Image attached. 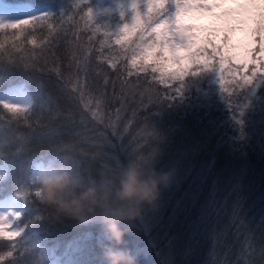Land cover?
Segmentation results:
<instances>
[{
    "label": "trees",
    "instance_id": "obj_1",
    "mask_svg": "<svg viewBox=\"0 0 264 264\" xmlns=\"http://www.w3.org/2000/svg\"><path fill=\"white\" fill-rule=\"evenodd\" d=\"M6 1L52 12L0 24V200L23 209L4 264H105L101 225L32 198L33 169L64 166L90 183L130 160L175 173L157 212L122 225L137 264H264V80L233 91L218 59L174 37L167 47L157 24L129 39L137 14L164 0L106 11L100 0ZM16 89L29 105L7 101ZM152 127L165 143L140 134Z\"/></svg>",
    "mask_w": 264,
    "mask_h": 264
},
{
    "label": "snow or ice",
    "instance_id": "obj_2",
    "mask_svg": "<svg viewBox=\"0 0 264 264\" xmlns=\"http://www.w3.org/2000/svg\"><path fill=\"white\" fill-rule=\"evenodd\" d=\"M174 14L164 19L169 12ZM136 5H133L135 8ZM91 18V13L88 14ZM162 22V23H161ZM157 24L161 38H176L197 53L218 59L229 78L224 83L233 91L244 90L257 80H264V0H164L153 3L129 31V39ZM15 110V106H12ZM93 117L100 119L98 112ZM113 134H116L113 132ZM40 198L39 191L31 193ZM0 215V241L9 242V250L0 255V264L16 255L21 233ZM14 242V243H13Z\"/></svg>",
    "mask_w": 264,
    "mask_h": 264
},
{
    "label": "clouds",
    "instance_id": "obj_3",
    "mask_svg": "<svg viewBox=\"0 0 264 264\" xmlns=\"http://www.w3.org/2000/svg\"><path fill=\"white\" fill-rule=\"evenodd\" d=\"M140 134L165 143L164 135L155 127L143 128ZM33 179L39 186L40 199L58 216L101 225L103 239L99 246L105 264H137L138 255L120 247L130 231L122 225L140 219L145 212H157L162 190L171 186L175 173L158 171L153 162L130 160L115 169H103L100 179L90 183L70 168L43 164L33 169Z\"/></svg>",
    "mask_w": 264,
    "mask_h": 264
},
{
    "label": "rangeland",
    "instance_id": "obj_4",
    "mask_svg": "<svg viewBox=\"0 0 264 264\" xmlns=\"http://www.w3.org/2000/svg\"><path fill=\"white\" fill-rule=\"evenodd\" d=\"M126 2V4H134L138 0H100V3L97 6L98 11H106L108 9L117 8L120 6L122 2ZM46 12L51 13L52 11L42 5H38L36 7L30 6H13L10 7L4 2L0 1V24L3 23L5 26H9L10 28L16 27L19 24L26 22L36 16L41 14H45ZM162 23V22H161ZM159 27V26H158ZM175 42L179 40L173 38ZM166 43V46L169 47L170 44ZM176 47H178V43H176ZM7 101L15 106H26L29 105L31 100L29 94L24 89H16L7 95ZM3 173L0 171V179ZM23 209L20 207L19 202L15 198H4L0 200V215L9 217V222L13 225L14 228V220L15 217L18 216Z\"/></svg>",
    "mask_w": 264,
    "mask_h": 264
}]
</instances>
